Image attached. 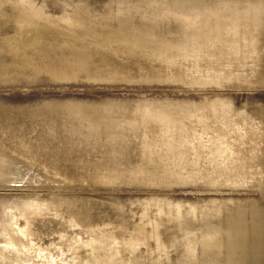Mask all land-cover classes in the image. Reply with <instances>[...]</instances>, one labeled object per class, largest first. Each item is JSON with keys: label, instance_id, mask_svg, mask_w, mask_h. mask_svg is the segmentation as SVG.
Segmentation results:
<instances>
[{"label": "bare ground", "instance_id": "obj_1", "mask_svg": "<svg viewBox=\"0 0 264 264\" xmlns=\"http://www.w3.org/2000/svg\"><path fill=\"white\" fill-rule=\"evenodd\" d=\"M262 86L264 0H0V264H264Z\"/></svg>", "mask_w": 264, "mask_h": 264}, {"label": "rangeland", "instance_id": "obj_2", "mask_svg": "<svg viewBox=\"0 0 264 264\" xmlns=\"http://www.w3.org/2000/svg\"><path fill=\"white\" fill-rule=\"evenodd\" d=\"M49 1V0H47ZM57 3L59 1H56ZM50 6V4H49ZM51 7V6H50ZM53 7V6H52ZM179 86V85H178ZM33 86L30 89H28L27 91H29V93H52L55 91H70L71 93H82V92H91V93H98V92H121V93H135V94H145V93H156L159 94L161 91H165L166 89H163L162 87L159 86H144V85H133V86H128L127 88H115V89H108V88H103V87H95V88H72V89H67L66 87L63 88H54V87H41V86ZM181 87H185V86H179V88ZM203 88H208V86H203ZM258 89V90H257ZM262 89V90H261ZM17 88H12V89H7L4 87V89L0 88V94L2 93H8L11 91H16ZM169 90V89H168ZM241 88L240 90H237L239 93L244 94L245 91ZM34 91V92H33ZM255 92V93H254ZM257 93V94H256ZM253 94L257 95V97L260 95V97H258V99L264 103V86L256 88L253 90ZM259 94V95H258ZM263 99V100H262ZM16 187V186H14ZM18 187V186H17ZM28 189H36L39 192H42L43 189H40L39 187L36 188H29Z\"/></svg>", "mask_w": 264, "mask_h": 264}]
</instances>
